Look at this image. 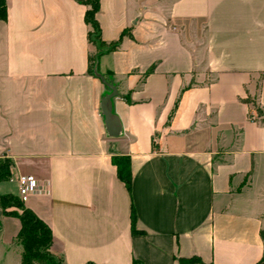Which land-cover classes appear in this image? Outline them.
Masks as SVG:
<instances>
[{"label":"crops","instance_id":"obj_1","mask_svg":"<svg viewBox=\"0 0 264 264\" xmlns=\"http://www.w3.org/2000/svg\"><path fill=\"white\" fill-rule=\"evenodd\" d=\"M6 5L0 158L13 166L0 195L18 196L17 179L34 178L24 204L50 227L63 264H256L264 0H99L101 39L119 41L98 61L118 92L117 137L100 111L110 91L87 73V7ZM124 156L130 191L112 164ZM19 229L17 218L0 215V264L20 263Z\"/></svg>","mask_w":264,"mask_h":264},{"label":"trees","instance_id":"obj_2","mask_svg":"<svg viewBox=\"0 0 264 264\" xmlns=\"http://www.w3.org/2000/svg\"><path fill=\"white\" fill-rule=\"evenodd\" d=\"M76 1L87 7L84 13V23L88 26L87 41L94 48L87 56V73L92 77L98 78L96 74H100L98 70L99 58L104 54L115 51L119 47V41L107 44L101 39L100 27L96 20V14L99 10V0ZM6 17V0H0V21L6 20ZM151 71L149 70L148 73ZM101 76L107 82L113 83L112 73ZM245 103L252 105L249 99H246ZM253 109H255L254 106ZM112 164L116 168L117 177L125 184L127 190L130 191L132 178L129 157H112ZM12 166L13 163L9 158H0V183L11 179ZM0 215L17 218L20 222V229L14 240V243L21 249L19 264H63L62 258L52 252L53 236L50 227L27 208L19 196L12 194L0 195ZM134 220V213L132 212V233L135 232ZM259 235L263 251L256 264H264V235L262 232ZM182 262L187 264H205L198 258L186 259L182 260Z\"/></svg>","mask_w":264,"mask_h":264},{"label":"water","instance_id":"obj_3","mask_svg":"<svg viewBox=\"0 0 264 264\" xmlns=\"http://www.w3.org/2000/svg\"><path fill=\"white\" fill-rule=\"evenodd\" d=\"M102 83L109 89L110 93L106 94L100 103V111L104 117V126L109 137H117L120 132L119 121L111 111V99L118 95L116 87L111 82H107L103 76L96 74Z\"/></svg>","mask_w":264,"mask_h":264},{"label":"built area","instance_id":"obj_4","mask_svg":"<svg viewBox=\"0 0 264 264\" xmlns=\"http://www.w3.org/2000/svg\"><path fill=\"white\" fill-rule=\"evenodd\" d=\"M34 178L32 176H20L17 179L18 196L23 203L28 199L30 186L34 184Z\"/></svg>","mask_w":264,"mask_h":264}]
</instances>
